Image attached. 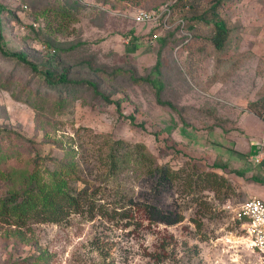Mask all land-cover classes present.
I'll return each instance as SVG.
<instances>
[{
    "label": "rangeland",
    "instance_id": "1",
    "mask_svg": "<svg viewBox=\"0 0 264 264\" xmlns=\"http://www.w3.org/2000/svg\"><path fill=\"white\" fill-rule=\"evenodd\" d=\"M175 1L0 0L4 48L37 66L0 56V264H262L242 246L233 213L264 200V0H219L221 49L211 22L186 41L181 12L133 21ZM197 2L200 12L216 0ZM45 62L73 83L48 86ZM83 82L118 102L121 116ZM108 139L143 146L147 161L110 178L99 164ZM162 168L179 179L159 185ZM202 172L229 189H197ZM34 184L39 202L57 187H85L98 211L41 224L3 208Z\"/></svg>",
    "mask_w": 264,
    "mask_h": 264
},
{
    "label": "trees",
    "instance_id": "2",
    "mask_svg": "<svg viewBox=\"0 0 264 264\" xmlns=\"http://www.w3.org/2000/svg\"><path fill=\"white\" fill-rule=\"evenodd\" d=\"M125 1V0H119ZM198 0H176L173 6H169L170 14H180L181 16L178 22H176L177 26L182 25L179 21L184 22V29L188 33L183 35V37L188 41L189 39L193 38V32H195L196 25L200 24H208L212 23L213 27V36H212V43L215 48L221 49L223 47L224 41L227 38L228 29L226 28L225 23L221 20L220 15L217 12V7L219 5V0H216V3L212 5L208 10H202L200 12L197 11L199 4ZM2 6H0V14L2 12ZM146 11V10H145ZM177 11V12H176ZM187 13L190 14V17L187 18ZM171 17V15L169 16ZM177 19L175 18V21ZM181 30H178V34H180ZM192 32V33H191ZM191 33V34H190ZM0 56L3 58L10 59L11 61L19 62L22 65L30 67L33 71H37V66L31 63L25 53L23 52H8L3 46V37L1 34V27H0ZM159 63L157 62L156 67L154 68V75L160 74V69L158 68ZM57 65L55 63L45 62L43 69L39 72L42 75V78L45 80L48 86L53 87L57 85H65L69 82L67 80L66 72H62L60 74H56L54 76L53 69L56 70ZM89 85L90 90L92 93L99 97L105 104H113L116 108L117 113L121 116L120 113V106L119 103L116 101L110 100L108 96L103 95L97 87V84L92 82H83ZM150 83L157 87V92H160L161 85L158 81L152 79ZM254 103V102H253ZM169 108H172L171 104H167ZM250 106H256V104H251ZM253 107V108H254ZM255 118L263 121L262 114L255 111L254 114ZM131 123H134V117H128ZM108 147V154L105 157H101L99 164L108 168V175L110 178L115 177L120 171H122L125 167L128 166L130 163L134 162H145L147 161L143 151L144 148L141 145H130L121 140H111L105 142ZM100 152V149H98ZM178 172H174L170 169H161V175L157 178V183L160 185L163 184H170L174 181L178 180ZM197 182L199 181V185H197V189L199 186L202 187L200 190H209V191H217L221 192L222 190L229 189L227 181L219 176L216 173H207L202 172L197 175ZM258 181V180H256ZM258 183H260L258 181ZM261 184H264L261 182ZM27 190V191H26ZM23 193H13L7 196L4 199V206L11 207L10 210L13 215L22 213L25 215V219H33L37 223H52V224H59L67 219L71 214L75 213H83L88 211V213L93 214L98 210H94L95 206H92L93 202V194L88 195L87 188H70L64 189L57 187L54 191H49L45 196H42L44 201H38L40 195L42 193V188L37 185H32L27 188ZM24 194V196H23ZM37 205L40 208H36ZM95 209H97L95 207ZM144 214L148 217H157L158 219L162 217L159 214V211L151 207L149 205L143 206L141 210Z\"/></svg>",
    "mask_w": 264,
    "mask_h": 264
},
{
    "label": "built area",
    "instance_id": "3",
    "mask_svg": "<svg viewBox=\"0 0 264 264\" xmlns=\"http://www.w3.org/2000/svg\"><path fill=\"white\" fill-rule=\"evenodd\" d=\"M170 11L165 8L162 10H137L133 14L135 23H153L167 18ZM180 23L183 24L182 21ZM233 221L237 226L242 242V246L251 254H256L264 264V200L253 196L240 207L234 210Z\"/></svg>",
    "mask_w": 264,
    "mask_h": 264
},
{
    "label": "water",
    "instance_id": "4",
    "mask_svg": "<svg viewBox=\"0 0 264 264\" xmlns=\"http://www.w3.org/2000/svg\"><path fill=\"white\" fill-rule=\"evenodd\" d=\"M259 151H260V148L257 144H252L250 146V156L251 157H256L258 155Z\"/></svg>",
    "mask_w": 264,
    "mask_h": 264
},
{
    "label": "crops",
    "instance_id": "5",
    "mask_svg": "<svg viewBox=\"0 0 264 264\" xmlns=\"http://www.w3.org/2000/svg\"><path fill=\"white\" fill-rule=\"evenodd\" d=\"M252 117H254L255 118V116L252 114ZM257 119V118H256Z\"/></svg>",
    "mask_w": 264,
    "mask_h": 264
}]
</instances>
